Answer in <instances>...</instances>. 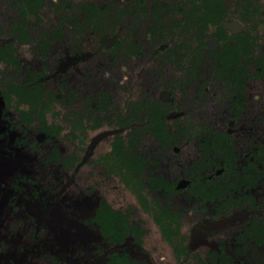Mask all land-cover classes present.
Instances as JSON below:
<instances>
[{
  "label": "flooded vegetation",
  "instance_id": "af4514ba",
  "mask_svg": "<svg viewBox=\"0 0 264 264\" xmlns=\"http://www.w3.org/2000/svg\"><path fill=\"white\" fill-rule=\"evenodd\" d=\"M65 1L68 8L66 3L71 0ZM205 5L209 7L204 20L202 6ZM1 6L4 9L0 13V119L3 126L8 125L3 140L23 124L22 137L14 139L15 147L41 151L36 140L47 137L50 144L43 153L44 164L50 165L47 169L60 166L82 172L92 162L99 172L90 186L95 202L69 219L96 235L92 249L99 264H107L115 254L148 264L125 250L126 245L139 240V225L115 207L99 188L100 182L108 185L117 179L129 195L139 198L142 208L152 214L162 234L169 239L173 235L178 237L179 223L189 212L206 213L192 228L194 238L198 239L215 235L222 226L234 222L239 228L234 256L228 252L229 243L219 242L207 256L209 264H264V261L258 263L255 254L264 248V235L257 224L264 221V193L259 191L264 176V143L253 142V149L249 154L243 152L245 158L241 160L234 139V128L239 125L246 104L247 82L264 74L262 57L255 50L260 26L257 30H244L226 22L228 7L224 0H184L179 7L183 20L175 23L188 32L189 38L176 36L180 42L173 47L180 57L179 76L189 79L207 76L210 88L199 84L201 91L196 92L185 107H175L173 100L160 94L143 101L126 102L117 111V108L112 109V102L108 107L103 86L95 92V85L85 84L86 90L80 92L69 88V82L62 76L58 84L60 89L68 90L67 104L78 100L83 107L81 111L68 112L58 119L49 115L48 109L60 100L61 90H50L44 85L57 71L49 66L54 49L58 48L60 54L65 55L66 65L74 63L80 48L76 41L79 33L83 30V35L87 25L117 20L127 7H117L113 1H85L83 6L87 14L83 18L66 12L54 24L44 26L39 15L47 7L46 0H0ZM154 10L159 11L158 8ZM7 23L14 29L9 37L4 34ZM111 35L102 41L107 47L102 51L109 52L100 61L98 70L99 76L107 78L108 82L116 80L112 64L119 47L118 38ZM163 46L169 50L168 43ZM253 66H256L255 73L251 71ZM166 90H172L168 82ZM101 112L104 114L100 115ZM114 112L117 114L113 115ZM105 116L104 121L101 117ZM94 121L99 126L95 127ZM35 123L38 133L32 138L30 127ZM144 138H151L160 149L171 148L174 152L182 142L197 143L201 158L186 163L183 175H178L171 168L173 157L165 165L163 159L150 163L148 155L138 151ZM101 141L108 142V149L96 155L95 148ZM67 142L77 149L65 154L62 147ZM106 164L110 169L104 167ZM17 171L19 169L14 172ZM234 178L240 180L236 186L231 181ZM12 220L17 227L21 226L20 219ZM107 227L114 229L113 232L108 233ZM123 228L122 239L112 240L115 232ZM7 242L10 243V239ZM3 251L4 246L0 244V254ZM176 253L183 258L187 256L185 248L176 249ZM36 256V249H30L26 258L32 262L37 260ZM47 256L46 260L40 259L39 264H65L58 256Z\"/></svg>",
  "mask_w": 264,
  "mask_h": 264
},
{
  "label": "rangeland",
  "instance_id": "374dc122",
  "mask_svg": "<svg viewBox=\"0 0 264 264\" xmlns=\"http://www.w3.org/2000/svg\"><path fill=\"white\" fill-rule=\"evenodd\" d=\"M46 1L47 7L42 9L39 15L44 26L54 24L60 15L66 12L83 18L87 14L83 6L85 1H113L117 7H127L117 20L115 18L111 23L106 21V24L103 22L96 26L87 25L83 35V30L79 33L80 39L77 36L76 41L80 48L76 51L78 59L74 63L66 65L65 55L60 54L58 48L54 49L49 66L57 71L52 75V79H46L44 85L50 90H61L62 94L58 102L51 104L49 115L53 114L60 119L68 112L82 110L83 106L78 100L67 104L68 90L60 89L58 84V79L61 80L62 76L69 82V88L79 89L80 92L86 90L85 84H88V87L95 85V92L103 86L102 91L105 93L108 107L112 102V109L117 108V111L123 108L126 102L143 101L160 94H164L165 99L173 100L175 107H185L195 93L201 91L199 84L204 83L210 88L207 76H199L196 79L179 76L180 57L173 51V47L180 42L176 36L189 38L188 32H184L175 23L178 19L183 20L179 7L184 0H71L66 3L68 8L65 7V0ZM224 2L228 7L227 16L224 18L226 22L244 30H257L260 26L255 50L264 63V0ZM155 8L159 11H155ZM3 9L1 6L0 13ZM9 26L11 25L7 23L4 33L7 37L14 32ZM110 33L113 34L112 37L118 38L119 47L112 64L116 80L108 82L107 78L99 76L98 70L100 61L109 52L102 51L107 48L103 46L102 41ZM166 43L169 44V50L163 46ZM24 54L27 56V51H24ZM251 71L255 73L256 66H253ZM167 82L171 84L172 90H166ZM220 90L221 93L224 92L223 89ZM224 96L227 97L226 92ZM116 114L114 112L113 115ZM101 119L105 121L106 116ZM93 123L95 127L99 126L97 121ZM105 127L106 125L102 126L104 129ZM37 128L36 123L31 125L32 138H36ZM5 129L7 131L8 125L3 126L0 119V244L4 246V251L0 254V264H13L15 261L18 264H39L40 259L48 258L47 255L58 256L65 260V264H99L92 249L96 235L87 227L78 226L75 220L71 222L69 219L95 202L90 186L93 177L99 172L94 169L92 162L88 163L82 172L62 169L60 166L47 169L50 165L44 164L43 158V153L50 144L47 137L40 134L44 138L41 141L36 140V143L40 145L41 151H36L35 148L25 146L15 147L13 143L15 137H22L23 124L4 141ZM94 133L95 131L91 132V135ZM234 139L241 160L245 158L243 152L249 154L251 148L253 149V142L255 144L260 140L264 143V74L247 82L246 104L239 125L234 128ZM66 144L62 147L65 154L77 149L74 144L70 145V142ZM95 149L98 152L96 155H99L101 151L108 149V142L101 141ZM138 151L148 155L150 163L163 159L162 163L165 165V162L173 157L174 164L171 168L180 175H183L186 163L201 158L197 143L182 142L174 152L171 148L160 149L151 138H144ZM262 166L264 167V164ZM104 167L110 169L107 164ZM18 169L19 171L14 172ZM101 172L104 173L105 170L102 168ZM105 187L107 188L104 190ZM99 188L115 207L126 212L133 223L140 227L139 240L125 246V250L132 257L148 264H209V252L219 242L225 241L229 243L228 252L234 256L233 248L239 229L234 222L222 226L215 235L198 239L194 238L192 228L197 219L206 213L189 212L179 223L178 237L173 235L169 239L162 234L152 214L142 208L139 198L129 195L120 186L118 179L108 185L105 181L100 182ZM259 191L264 193V176L259 184ZM13 218L21 220L20 227L16 226ZM30 229L33 231H29ZM9 239L10 243H6ZM183 248L187 251L185 258L176 255V249ZM30 249H36V261L30 262L26 258ZM255 254L259 258L258 263H262L264 248H260Z\"/></svg>",
  "mask_w": 264,
  "mask_h": 264
},
{
  "label": "trees",
  "instance_id": "16d2710c",
  "mask_svg": "<svg viewBox=\"0 0 264 264\" xmlns=\"http://www.w3.org/2000/svg\"><path fill=\"white\" fill-rule=\"evenodd\" d=\"M219 5V4H217ZM209 6H202L203 8V12H204V15H203V19L205 20V11L208 9ZM220 9V7H218V10ZM225 180V179H224ZM223 180V181H224ZM232 181V184L235 185V183L239 182L240 180L237 179V178H234V179H231ZM215 191V189H214ZM122 224H124L123 220L121 221ZM258 226H259V229L261 230V232L263 233L264 235V221H261V222H257ZM106 230L108 231V233L110 232H113L114 229H112L111 227H107ZM165 231V230H164ZM125 233V229H121V230H117L114 234V236L111 238L112 240H121L123 235ZM107 264H141V263H138L137 261L135 260H131L129 259L127 256L125 255H119V254H115V257L113 256L108 262Z\"/></svg>",
  "mask_w": 264,
  "mask_h": 264
}]
</instances>
